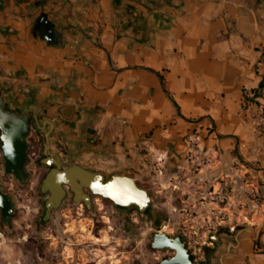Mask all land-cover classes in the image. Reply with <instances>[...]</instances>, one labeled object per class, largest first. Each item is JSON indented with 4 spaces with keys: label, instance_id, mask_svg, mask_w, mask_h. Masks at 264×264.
Masks as SVG:
<instances>
[{
    "label": "crops",
    "instance_id": "crops-1",
    "mask_svg": "<svg viewBox=\"0 0 264 264\" xmlns=\"http://www.w3.org/2000/svg\"><path fill=\"white\" fill-rule=\"evenodd\" d=\"M0 83L18 101L73 102L83 159L109 170L151 178L173 154L169 176L187 182L211 181L224 159L220 174L264 178L247 99L264 84V0H0ZM256 220L223 240L217 264H264Z\"/></svg>",
    "mask_w": 264,
    "mask_h": 264
},
{
    "label": "rangeland",
    "instance_id": "rangeland-1",
    "mask_svg": "<svg viewBox=\"0 0 264 264\" xmlns=\"http://www.w3.org/2000/svg\"><path fill=\"white\" fill-rule=\"evenodd\" d=\"M31 157L32 162H36V156ZM236 167V164L232 165L234 171L228 174L233 175L232 177L237 174L240 178L238 183L230 176L220 173L214 174L206 184L187 182L180 175L178 178L182 182L181 187L171 192L172 185L168 183L169 171L164 166V173L156 183L152 177H148L146 187L168 209L194 202L195 199L204 201V197L214 196L208 191H217L218 198L211 201L214 202V215L220 217L218 223L226 228L232 225L238 228L253 224L257 221V216H264V198H261L258 187L260 180L248 172L238 174ZM28 171L29 178L22 186H18L11 176L3 174L0 165V184L13 195L16 208L9 228H0V264H131L135 258L141 264H154L147 240H141V245L138 244L137 249L132 251L130 245L134 246L135 241L140 240H121L119 218L113 206L101 200L92 203V212L78 203L65 205L52 222L43 227L37 226L36 221L41 212L37 172L31 170L30 166ZM189 187L196 192L187 193ZM231 189L234 190L231 192ZM221 207L226 208L228 216L221 213ZM244 217H247L248 223L244 221ZM195 228L198 233L202 230L201 224H196ZM146 232L149 230L144 226L143 238ZM203 239L204 237L202 240H186L188 245L199 250L196 260L202 259L203 244L209 242ZM127 250L131 252H126Z\"/></svg>",
    "mask_w": 264,
    "mask_h": 264
},
{
    "label": "flooded vegetation",
    "instance_id": "flooded-vegetation-1",
    "mask_svg": "<svg viewBox=\"0 0 264 264\" xmlns=\"http://www.w3.org/2000/svg\"><path fill=\"white\" fill-rule=\"evenodd\" d=\"M0 95L2 97L1 108L6 112L15 113L18 117L24 120L27 124V132L24 136L26 149H25V163L24 170L26 172V181L29 178L28 167L34 172H37V192L40 194V206L41 212L36 221L37 226L43 227L55 218V215L62 210L65 205L70 203H78L82 206V201L75 202L73 193L66 188L64 194L58 201V205L53 211H50L46 215L45 201L48 198V193H42L39 190V185L46 174L51 168L56 167L58 164L66 166L70 163H78L79 159H82L81 166L93 168L94 171L109 170V165L103 164L98 160L91 159V157L83 159L80 143L76 141V135L79 117H72L68 122L64 120L66 117V109L59 108L55 105V101L34 103L27 101H18L13 98L11 94L2 87L0 83ZM57 110L62 117H58L51 113V111ZM68 120V119H67ZM32 155H35V161L32 162ZM0 165L4 175L11 176L18 186L23 184L19 183L16 177L12 174L4 172V160L0 151ZM111 173H123L127 176H131L135 179V183L138 187L144 188L148 191L150 196L149 207L141 211L137 206L129 205L126 207H120L119 210H115L113 203L109 199H105L98 194L92 193L88 188L82 187V191L79 192L80 196L86 197L90 204L95 203L97 200H101L111 204L115 210L116 216L119 218V227L121 233V240H140L135 241V245H130L131 251L137 249L138 244L141 245V240H147V247L152 253L154 264H160L163 259H169L174 254L170 249H159L151 246V241L156 233H160L162 238L159 240H175L180 239L185 243L186 248L190 251L187 245V238L197 240H209L208 244H203L202 252L203 257L201 260H196L193 256L194 262H202L204 264H217L215 253L221 247L223 240H232L235 236L237 229L233 227H223L218 223L217 214L214 215L212 209L213 199L218 198L217 191H208L213 193L214 196L204 197V201L195 199L194 202L181 205L176 208L168 209L167 206L157 201L146 187L148 181L147 172H141L134 167L129 168H117L110 169L108 173L104 174L105 180H108ZM202 186V185H200ZM205 186V185H204ZM203 186V187H204ZM0 188L4 194L9 198L14 207V211L7 215L3 220L0 211V228H9L11 218L16 213V208L13 200V195L7 192L0 184ZM65 188V187H64ZM197 200V201H196ZM85 207V206H84ZM196 224H201L202 230L198 233L195 227ZM147 227L149 232H146V236L143 238V228ZM202 233V236H201ZM140 249H142L140 247ZM127 250L126 252H131ZM191 253V251H190ZM192 254V253H191ZM131 264H141L138 258H135Z\"/></svg>",
    "mask_w": 264,
    "mask_h": 264
},
{
    "label": "water",
    "instance_id": "water-1",
    "mask_svg": "<svg viewBox=\"0 0 264 264\" xmlns=\"http://www.w3.org/2000/svg\"><path fill=\"white\" fill-rule=\"evenodd\" d=\"M1 104L2 97L0 95V151L4 160V172L14 175L17 181L23 184L26 181V172L24 170L26 144L24 136L27 132V124L15 113L4 111L1 108ZM55 105L59 108L66 109V113H63L67 114L66 117H64L66 122H68L69 119L71 120L72 117L80 116L73 102L58 101L55 102ZM51 113L58 117H62L57 110L51 111ZM171 157L175 158L172 164L170 163ZM168 159L167 169H171L178 159L173 154H171ZM81 162L82 159H79L78 163H70L66 166L58 164L56 167L46 172L42 178L39 190L42 193L49 194L44 203L46 215L56 208L66 188L73 193L74 201H82L89 212H92L89 200L79 195V192L82 191V187H86L92 193L109 199L113 203L115 210L129 205L137 206L141 211L145 206L149 207L151 198L148 191L138 187L133 177L123 173H111L109 179L105 180L103 179V175L110 170L94 171L93 168L81 166ZM227 164L226 159H224L222 165V167H224L214 174L218 175L220 172L229 169L226 167ZM0 211L3 220L8 214L14 211L12 203L6 194L2 192L1 188ZM161 238L162 235L156 233L151 241V246L159 249L165 248L173 250L174 254L169 259H163L160 264H204L202 262L193 261L192 254L186 248L182 240L178 238L175 240H159Z\"/></svg>",
    "mask_w": 264,
    "mask_h": 264
},
{
    "label": "built area",
    "instance_id": "built-area-1",
    "mask_svg": "<svg viewBox=\"0 0 264 264\" xmlns=\"http://www.w3.org/2000/svg\"><path fill=\"white\" fill-rule=\"evenodd\" d=\"M248 97H252L253 99L257 100V102H258L259 116H258L257 121H256V128H257L258 133L261 136V138L263 140V143H264V87L262 89H260V95H254L251 92L248 95ZM262 101H263V104H262ZM251 104L252 103L250 101H248L247 99H243L242 105H241V109L244 110V109H246ZM187 161L191 165L196 166V167H199V166H202V165H206V164L209 163V160L206 157H202V158L188 157V160ZM156 168H157L156 169L157 170V173H155L154 176L152 177L154 183H156V180H158L159 177L164 173V171H163L164 166L158 165ZM225 176L226 177L230 176L231 179L234 180V182H236V183H238L239 182V179H240L239 176H237V174L234 177H232L233 175H231V174H227ZM168 178H169L168 183L172 185V189L170 190L171 192H174V190H176L179 187H181V183L182 182H181V180L178 177L176 178V177L168 176ZM259 180H260V183L258 184L259 185L258 187H260L259 189H260V192H261V198H264V178L260 177ZM191 188L189 187L187 189L188 190L187 193H191V192L195 193L196 192L195 189H193V188L191 189ZM232 190H234V189H231V192H232ZM257 197L260 198L259 195H257ZM220 211H221V213L224 216H228V212H227L226 208H224V207L222 208L221 207V210ZM244 221H246L248 223L247 217H244ZM230 228L232 229L233 228V225ZM187 240H192V239L188 238ZM188 248L190 249V251H191V253H192V255L194 257L196 256V253L197 252L199 254V250L195 249L194 247L192 248L191 245H188ZM197 258H200V257H197Z\"/></svg>",
    "mask_w": 264,
    "mask_h": 264
},
{
    "label": "trees",
    "instance_id": "trees-1",
    "mask_svg": "<svg viewBox=\"0 0 264 264\" xmlns=\"http://www.w3.org/2000/svg\"><path fill=\"white\" fill-rule=\"evenodd\" d=\"M264 87V84L263 83H260L259 86H258V89L255 90V91H251L254 95H260V89H262ZM248 97V96H247ZM247 99H253L252 97H249Z\"/></svg>",
    "mask_w": 264,
    "mask_h": 264
},
{
    "label": "bare ground",
    "instance_id": "bare-ground-1",
    "mask_svg": "<svg viewBox=\"0 0 264 264\" xmlns=\"http://www.w3.org/2000/svg\"><path fill=\"white\" fill-rule=\"evenodd\" d=\"M174 161H175V158L174 157H171L170 163L172 164Z\"/></svg>",
    "mask_w": 264,
    "mask_h": 264
}]
</instances>
